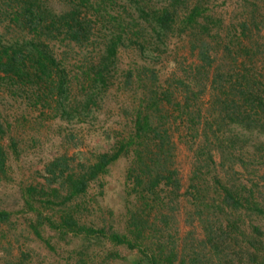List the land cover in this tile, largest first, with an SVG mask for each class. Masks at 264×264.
<instances>
[{
    "label": "trees",
    "instance_id": "obj_1",
    "mask_svg": "<svg viewBox=\"0 0 264 264\" xmlns=\"http://www.w3.org/2000/svg\"><path fill=\"white\" fill-rule=\"evenodd\" d=\"M233 4L226 19L211 0H0V98L36 121L80 122L110 87L127 103L101 134L104 150L81 151L67 134L73 150L18 186L19 226L0 207L16 250L0 264H40L16 236L53 251L44 228L80 240L64 264L125 259L116 247L133 254L131 264H264V0ZM171 38L192 60L169 51ZM10 127L0 111L3 179L17 148ZM179 145L190 152L185 184ZM119 157L115 225L113 208L89 189H102Z\"/></svg>",
    "mask_w": 264,
    "mask_h": 264
},
{
    "label": "rangeland",
    "instance_id": "obj_2",
    "mask_svg": "<svg viewBox=\"0 0 264 264\" xmlns=\"http://www.w3.org/2000/svg\"><path fill=\"white\" fill-rule=\"evenodd\" d=\"M234 0H211L212 10L223 14L226 19L231 17L234 7ZM169 51L176 53L181 57H186L188 61L192 58L187 53L184 43L177 38H171L168 42ZM56 52L58 50L55 49ZM121 66L123 62L128 61L131 57L129 50H121ZM125 96L118 89L110 87L99 107L93 115L86 119L61 120L53 119L48 121L34 120V112L29 111L21 102H14L7 97L0 98V111L8 117L11 124L10 135L16 140V154L9 155L6 167V179L0 178V207L8 208L13 211V217L17 218V226L23 222L25 216L18 212V186L26 181L40 180L38 174L41 172L42 163L49 160L52 156L67 151L69 154L73 149L70 148L67 134L73 135L75 142L79 144V150L85 151L90 149L104 150L107 144L101 135L109 126L114 127L122 121L120 108L127 103ZM5 142V140L3 141ZM177 165L179 168L182 181L186 182L189 168L190 152L182 145H179L176 155ZM125 166L123 157H119L108 166L106 174L102 175L103 187L97 189L91 186L89 193L95 197L101 206L111 207L114 210L112 222L119 224L121 217V183L122 172ZM92 205L86 208L89 217L92 212ZM24 217V218H23ZM23 218V220H22ZM181 226V231L185 230ZM14 233V231H13ZM43 236H51L54 250L47 249L41 241L34 239L32 235L23 232V235L16 236L23 249H28L30 258L38 261L40 264H64L73 260L72 250L79 246L80 240L74 238L56 239L51 230L44 228ZM15 234V233H14ZM110 247L109 245H107ZM11 247V249H10ZM102 251L106 250L101 248ZM118 253L125 257L123 260L105 261L103 264H131L133 254L122 248L116 247ZM70 253V254H69ZM16 255L14 248V239L12 229L8 230L5 224L0 223V260L11 259ZM100 258L94 263L99 264Z\"/></svg>",
    "mask_w": 264,
    "mask_h": 264
}]
</instances>
